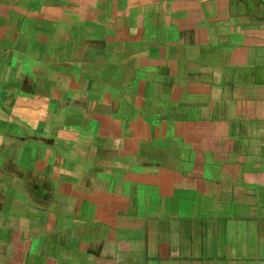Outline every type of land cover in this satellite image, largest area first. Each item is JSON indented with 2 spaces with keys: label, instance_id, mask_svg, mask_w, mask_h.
Segmentation results:
<instances>
[{
  "label": "crops",
  "instance_id": "1",
  "mask_svg": "<svg viewBox=\"0 0 264 264\" xmlns=\"http://www.w3.org/2000/svg\"><path fill=\"white\" fill-rule=\"evenodd\" d=\"M0 264H264V0H0Z\"/></svg>",
  "mask_w": 264,
  "mask_h": 264
}]
</instances>
